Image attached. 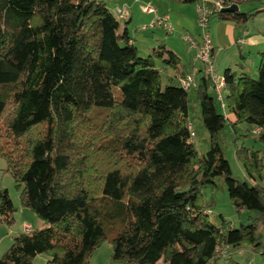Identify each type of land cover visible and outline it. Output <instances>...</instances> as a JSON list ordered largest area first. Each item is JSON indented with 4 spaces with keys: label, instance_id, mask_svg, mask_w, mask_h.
Wrapping results in <instances>:
<instances>
[{
    "label": "trees",
    "instance_id": "16d2710c",
    "mask_svg": "<svg viewBox=\"0 0 264 264\" xmlns=\"http://www.w3.org/2000/svg\"><path fill=\"white\" fill-rule=\"evenodd\" d=\"M239 1L221 7L207 1L210 21L217 16L244 25L254 14L239 10ZM232 3L236 11H221ZM129 32L98 0H0V126L4 120L6 131L0 156L21 205L42 221L13 237L0 264H33L41 253L45 264H87L107 238L106 222L120 226L110 238L111 257L124 264H212L228 247L261 248L264 185L249 170L258 150L242 147L254 182L241 181L216 136L228 120L217 103L225 104L233 131L247 124V134L264 145V50L255 77L223 71L222 103L203 66L197 72L195 92L210 134L209 149L199 155L187 121L188 91L180 77L161 78L167 69L177 73L178 56L164 44L141 56ZM95 113H104V127L113 134L100 146L129 156L134 166L108 168L92 185L90 151L78 132ZM33 129L41 130L27 138ZM216 177H223L236 209L257 212L248 224L234 228L209 219L199 193ZM14 212L0 188V221L10 225Z\"/></svg>",
    "mask_w": 264,
    "mask_h": 264
},
{
    "label": "rangeland",
    "instance_id": "374dc122",
    "mask_svg": "<svg viewBox=\"0 0 264 264\" xmlns=\"http://www.w3.org/2000/svg\"><path fill=\"white\" fill-rule=\"evenodd\" d=\"M103 2L106 7L114 13L115 8H127L129 12L130 3L134 5L136 10L134 11L133 21L125 24L124 20H119L121 26H128L130 33H134L137 38V42L141 45L139 47V54L146 56L152 52L153 49L158 48L166 41L168 46H174L179 50L184 51L188 44L177 34V29L171 34L166 33L160 26L155 25L150 28V24L153 20L154 14L144 12L142 8L151 6L155 10L169 9L173 14L179 11V7L183 5L182 2L177 0H98ZM202 1V0H198ZM233 1V0H232ZM186 9L191 11L192 7L197 6L196 2L184 3ZM159 9V10H160ZM182 10L187 11L188 10ZM239 10L246 13H252L254 16L250 18L244 25L250 30L258 28H264V0H240ZM157 12V11H156ZM158 14V13H157ZM217 19L214 16L212 19ZM142 26H147L146 29H141ZM136 29V30H135ZM187 31H183L182 34ZM190 33V32H189ZM194 35L193 33H191ZM197 35V34H196ZM196 37V36H195ZM199 35L197 40H199ZM149 41L150 46L147 47L143 43ZM223 53V52H222ZM189 57H187L188 59ZM190 59L188 60V62ZM221 63V59L215 63L214 72L216 75L222 76L224 67ZM170 75L174 78L173 70L167 69L161 72V78L164 82H167L166 75ZM256 76V75H255ZM253 75V77H255ZM211 93H214L211 87ZM224 93V92H223ZM11 110V103L8 102L3 119L7 118ZM217 110L228 118L229 112L225 104L221 107L217 103ZM104 114V113H103ZM103 114H90L86 121H82L81 130L78 132V139L82 143L87 144V149L90 151L89 162L86 164V171L91 169L90 183L97 185L98 180L96 175L108 168L118 167L123 170L129 171L134 166V161L127 155L117 154L115 151L103 149L102 145L106 138L111 137L113 134L108 132L104 127L105 118ZM187 121L190 125L192 136V142L199 155L204 154L210 147V134L203 126L201 110L199 102L196 96L195 88L188 90V115ZM4 120L2 121V123ZM124 122V121H123ZM0 126V140H4L6 131L4 125ZM125 123V122H124ZM247 124H242L237 128L236 133L233 131L230 121L227 120L224 127L217 134V142L221 146L223 156L228 161L233 175L238 180H246L249 183L254 182L264 185V145L256 140L252 134H247ZM41 129H33L27 138L35 137L38 135ZM242 147H247L258 150V163L257 165L250 166V172L253 176L249 175L247 169L244 166L243 158L240 157L243 154ZM86 150V149H85ZM95 169L93 170L92 168ZM0 188L6 189L8 195L15 207L13 213V222L8 225L3 220L0 221V257L10 246L14 236L23 231V225L27 224L31 229H36L42 226V221L37 215L29 208L23 207L19 199L20 190L16 187V182L11 173L6 168L5 160L0 156ZM199 199L201 203L207 208L206 213L209 219L215 223L220 224L224 219L226 223L231 227L238 228L240 225H245L250 222L249 217L257 216L256 211H250L247 209H236L229 199L226 190V184L223 177L214 178L213 185H207L200 189ZM116 225V226H115ZM105 229L107 232V238L102 240L89 254L87 264H124L121 261L113 260L112 245L110 238L120 229L118 223L109 224L105 223ZM258 231L261 232V248L253 250L252 247L246 243H243L237 247H228L226 255L220 257L216 263L212 264H264V228L259 227ZM48 257L45 253H41L35 256L33 264H45ZM156 264H163L162 261H158Z\"/></svg>",
    "mask_w": 264,
    "mask_h": 264
},
{
    "label": "crops",
    "instance_id": "0c3cea01",
    "mask_svg": "<svg viewBox=\"0 0 264 264\" xmlns=\"http://www.w3.org/2000/svg\"><path fill=\"white\" fill-rule=\"evenodd\" d=\"M130 16L127 22L133 21L134 5L130 3ZM185 4L179 7V11L173 14L169 9L158 8L159 16L166 18L167 29L163 25H159L166 33L171 34L177 29V34L182 38V32L187 31L193 33L194 36L199 35L200 29L196 22V6L192 7L191 11L184 7ZM188 10L183 11L182 10ZM160 9V10H159ZM127 29L129 30L128 26ZM136 30V29H135ZM208 31L213 44V59L214 66L218 59H221L224 70L230 68L237 73H248L255 75L259 62V53L264 50V28L250 30L245 25L235 24L231 21H224L220 19H211ZM130 33V32H129ZM135 31L132 33L134 43L139 49L140 43L137 42ZM197 34V35H196ZM183 39V38H182ZM242 40V41H241ZM147 47L150 46L149 41L143 43ZM164 45L167 49L172 50L178 56V71L173 70L174 80H178L184 74H188L194 70H201L202 63L194 59V49L187 47L184 51L177 49L174 46H168L166 41ZM223 52V53H222ZM187 57H189L187 59ZM190 61L188 62V60ZM215 68V67H214ZM223 70V71H224ZM162 71V70H161ZM223 75V74H222ZM230 122L234 120L233 115L229 113L228 118Z\"/></svg>",
    "mask_w": 264,
    "mask_h": 264
},
{
    "label": "built area",
    "instance_id": "2783aa9c",
    "mask_svg": "<svg viewBox=\"0 0 264 264\" xmlns=\"http://www.w3.org/2000/svg\"><path fill=\"white\" fill-rule=\"evenodd\" d=\"M207 1H211L216 7H221L224 3L231 2V0H202L201 3L196 6V22L200 29V39L197 40V38L189 32H184L182 34V38L187 42L190 49L195 50L194 59L202 63L203 72L213 82L216 98L222 103L224 82L222 76L216 75L214 72L213 44L208 31L211 8L206 5ZM142 10L144 12L154 14L153 20L149 26L150 28L154 27L155 25H163L166 29L168 28L166 18L159 16L155 8L147 6L142 8ZM114 15L117 19L124 20L129 18L130 12L127 8H115ZM146 28L148 27H141V29ZM197 72L198 70H194L188 74L182 75L178 80L180 86L187 91L193 87L195 88L197 86ZM23 228L28 231L29 225L24 224Z\"/></svg>",
    "mask_w": 264,
    "mask_h": 264
},
{
    "label": "water",
    "instance_id": "95a60500",
    "mask_svg": "<svg viewBox=\"0 0 264 264\" xmlns=\"http://www.w3.org/2000/svg\"><path fill=\"white\" fill-rule=\"evenodd\" d=\"M238 9V5L236 3H232L228 7L221 8V11H228V12H234Z\"/></svg>",
    "mask_w": 264,
    "mask_h": 264
}]
</instances>
